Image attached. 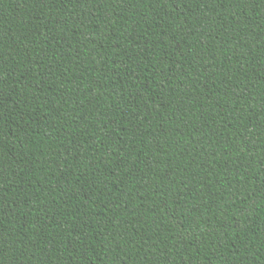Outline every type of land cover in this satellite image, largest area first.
Wrapping results in <instances>:
<instances>
[{
  "label": "trees",
  "instance_id": "1",
  "mask_svg": "<svg viewBox=\"0 0 264 264\" xmlns=\"http://www.w3.org/2000/svg\"><path fill=\"white\" fill-rule=\"evenodd\" d=\"M0 264H264V0H0Z\"/></svg>",
  "mask_w": 264,
  "mask_h": 264
}]
</instances>
